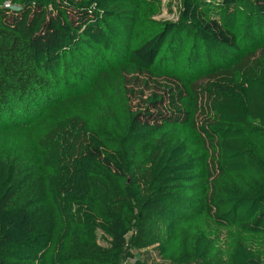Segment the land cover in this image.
<instances>
[{
	"label": "trees",
	"instance_id": "16d2710c",
	"mask_svg": "<svg viewBox=\"0 0 264 264\" xmlns=\"http://www.w3.org/2000/svg\"><path fill=\"white\" fill-rule=\"evenodd\" d=\"M162 12L0 0V264H264V0Z\"/></svg>",
	"mask_w": 264,
	"mask_h": 264
},
{
	"label": "rangeland",
	"instance_id": "374dc122",
	"mask_svg": "<svg viewBox=\"0 0 264 264\" xmlns=\"http://www.w3.org/2000/svg\"><path fill=\"white\" fill-rule=\"evenodd\" d=\"M163 12L156 18L159 20L176 22L179 18L181 0H162ZM143 87L142 84L135 86L138 91ZM148 95L149 91L145 90ZM137 94H141L137 92ZM138 98V97H137ZM139 100L135 99L134 103ZM140 179L143 184L148 180V173L142 174ZM129 245L124 264H171L165 260L159 252L158 245L152 244L145 232L134 230L127 236Z\"/></svg>",
	"mask_w": 264,
	"mask_h": 264
},
{
	"label": "built area",
	"instance_id": "2783aa9c",
	"mask_svg": "<svg viewBox=\"0 0 264 264\" xmlns=\"http://www.w3.org/2000/svg\"><path fill=\"white\" fill-rule=\"evenodd\" d=\"M5 5H6V6H11L10 3H6Z\"/></svg>",
	"mask_w": 264,
	"mask_h": 264
}]
</instances>
